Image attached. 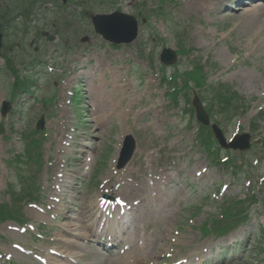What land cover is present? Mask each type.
<instances>
[{
    "label": "rangeland",
    "instance_id": "rangeland-1",
    "mask_svg": "<svg viewBox=\"0 0 264 264\" xmlns=\"http://www.w3.org/2000/svg\"><path fill=\"white\" fill-rule=\"evenodd\" d=\"M26 1L19 0V22L33 36L23 41L22 52L0 55V111L2 102L10 107L7 115H0V264L7 262V256L14 264H31L14 254V244L29 243L28 238L15 235V226L37 227L41 238L37 249L46 248V254L61 251V256L82 264H100L89 255L95 248L87 249L85 244V250H79L73 243L80 242L70 238L65 226L81 224L83 214L94 210L104 195L130 201L135 195L127 188L134 185L130 178L137 176L142 181L149 178L151 169L165 165L178 170L168 190L171 204L162 206L159 199L152 204L150 199L137 206L134 217L139 215L141 220L132 219L125 228L131 231L135 223L132 231L138 232L144 249L128 262L180 264L191 258L197 264H264V120L258 123L260 131L250 133L253 117L264 114V11L254 15L249 6L241 11L233 6L229 11L222 6L226 0H86L80 6L71 0L59 11L61 0H50L45 11L25 13ZM115 11L143 20L138 38L130 46L112 48L82 22L81 14L89 23L93 14ZM65 16L76 31L58 29L54 20ZM41 31L58 36L45 43L37 36ZM163 48L179 53L169 69L159 63ZM182 49L192 51L183 55ZM22 59L27 65L32 63L27 73L35 83L32 96L18 98L22 92L13 85L25 76ZM219 85H228L246 101L252 99L248 111L235 114L219 108L213 91ZM177 90H181L179 95L173 97ZM71 94L77 95L76 103H71ZM193 94L217 118L226 139L247 132L255 138L247 152L219 151L220 158L241 166V171H234L231 165L229 171L214 166L206 150L209 147L201 148L196 121L185 114L192 110ZM41 117L46 140L37 150L34 142L42 136L36 123ZM209 131L208 127L199 133L207 145L212 142ZM62 132L70 140L61 148ZM127 135L133 138V155L124 169L116 170ZM212 147L217 153L218 148ZM123 174L126 182L118 184ZM23 191L40 202L19 201L25 220L19 226L9 219L18 214L14 196H22ZM251 195L258 204L251 208L245 235L238 241L247 240L245 251L218 260L224 254L219 247H228L231 241L215 240L209 230L224 209L227 214L245 216L250 208L243 201ZM43 204H53L61 211L48 235L47 225L45 230L39 227L45 220L39 214ZM78 232L84 237L85 232ZM64 237L69 240L66 244L61 242ZM155 249L158 255L152 261L144 259ZM200 252L202 260L194 257Z\"/></svg>",
    "mask_w": 264,
    "mask_h": 264
},
{
    "label": "water",
    "instance_id": "water-1",
    "mask_svg": "<svg viewBox=\"0 0 264 264\" xmlns=\"http://www.w3.org/2000/svg\"><path fill=\"white\" fill-rule=\"evenodd\" d=\"M66 0H63L65 2ZM91 22L93 29L96 34L100 35L102 39L106 42L112 43L114 45L130 44L132 43L138 34V23L132 17L119 12H114L109 15H95L91 17ZM53 38H51L52 40ZM0 48H1V35H0ZM160 61L164 65H172L176 61L175 53L166 49L163 50ZM195 112L196 119L202 125H208V116L203 111V108L199 100L195 97L192 103ZM7 112L6 105H3L1 114L5 115ZM38 129L42 128V122L38 124ZM215 138L218 140L219 144L223 148H231L233 150H247L249 149V135H243L235 138L229 144H226L221 131L216 127V125L211 126Z\"/></svg>",
    "mask_w": 264,
    "mask_h": 264
},
{
    "label": "trees",
    "instance_id": "trees-1",
    "mask_svg": "<svg viewBox=\"0 0 264 264\" xmlns=\"http://www.w3.org/2000/svg\"><path fill=\"white\" fill-rule=\"evenodd\" d=\"M17 1V0H16ZM46 1V0H45ZM15 2H11L7 4L5 7H2L0 10V27H3L4 24H8V27H12L10 32H13L15 35L16 33V26L14 25L15 21L17 20V16L19 15V12L13 13V6ZM34 4L33 0L26 1V4L24 5L25 10H31L32 6ZM5 28V29H7ZM200 69H197L196 72H199ZM181 90H178L173 97H176ZM213 91L216 93V99L218 100L217 105L219 108L226 111L227 109L233 110L234 112H238L239 109L243 108V100L239 98L235 93H232L228 86L223 85L219 86L218 88H213ZM217 119V118H216ZM215 119V120H216ZM262 119V116H258L257 120ZM255 131V128L252 129V132ZM1 219V217H0ZM231 226L230 224H226L224 227H221L220 232L223 231L225 228H228Z\"/></svg>",
    "mask_w": 264,
    "mask_h": 264
},
{
    "label": "bare ground",
    "instance_id": "bare-ground-1",
    "mask_svg": "<svg viewBox=\"0 0 264 264\" xmlns=\"http://www.w3.org/2000/svg\"><path fill=\"white\" fill-rule=\"evenodd\" d=\"M215 1L218 2L219 0H215ZM250 7H252V8H250L251 9L250 11H253L255 13L254 15H259L260 13H263V11H264V5L263 6L262 5L261 6L260 5H256V6H250ZM241 10H243V9H241ZM96 90L98 91L99 90V87H97ZM61 135L65 136L64 135V132H62ZM61 146H63V144H61ZM84 146L85 145H82V148ZM83 153H84L83 151L80 152V154H83ZM85 159H87V157ZM169 178H170V176L164 170L160 171L158 173V175L156 176L155 189H153L152 191L155 192L157 195H161L162 189L159 188V185H163V187L166 188L165 181L167 179H169ZM164 203H166L165 205H167V206L169 205V202H166L165 201ZM79 229H81V230H87L88 231V228L85 227V225H83V223L82 224H79V226H77V227H72V226L66 227V230H70V231H72V233L75 232V231H77V230H79ZM125 241L126 242H129V239L127 238ZM100 260H102V259H100ZM123 260H125V259L124 258H120V260L117 262V264H125V262H123Z\"/></svg>",
    "mask_w": 264,
    "mask_h": 264
}]
</instances>
